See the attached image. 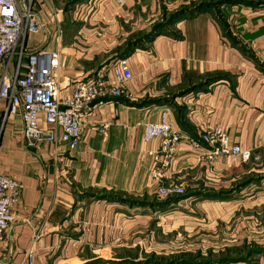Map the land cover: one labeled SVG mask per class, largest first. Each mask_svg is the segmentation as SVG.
<instances>
[{
	"label": "crops",
	"instance_id": "crops-1",
	"mask_svg": "<svg viewBox=\"0 0 264 264\" xmlns=\"http://www.w3.org/2000/svg\"><path fill=\"white\" fill-rule=\"evenodd\" d=\"M32 3L45 29L26 47L60 52V98L118 59L127 60L131 79L122 97L90 104L74 150L24 149L19 117L7 122L0 175L16 178L22 194L0 264H24L28 250L34 264H163L159 250L173 251L174 225L204 234L202 249L215 260L196 262L264 264V0ZM160 23L163 31L145 39ZM165 111L188 139L225 131L251 152L249 161L198 163L183 140L154 181L159 142L144 143L143 126ZM160 184L185 195L160 208Z\"/></svg>",
	"mask_w": 264,
	"mask_h": 264
},
{
	"label": "built area",
	"instance_id": "built-area-1",
	"mask_svg": "<svg viewBox=\"0 0 264 264\" xmlns=\"http://www.w3.org/2000/svg\"><path fill=\"white\" fill-rule=\"evenodd\" d=\"M32 1L0 0V139L7 122L19 117L24 149L49 144L74 150L82 138V121L90 104L99 99L122 97L131 72L127 60L118 59L95 78L76 83L70 95L60 98L55 76L60 52L40 47L30 51L26 47L28 36L45 29V22L36 14ZM125 2L114 0L117 7H123ZM106 129L107 125H102L101 132L105 134ZM142 140L146 144L159 142L150 171L151 178L158 183L183 140L190 144L192 156L198 163L213 164L229 156L247 163L251 156L249 150L232 144L227 133L218 127L205 129L197 140L188 139L174 128L169 111L162 113L159 123L144 124ZM157 193L167 199L183 196L185 190L160 184ZM21 194L22 185L16 178L0 175V247H4ZM24 261V264H34L32 250L24 254Z\"/></svg>",
	"mask_w": 264,
	"mask_h": 264
},
{
	"label": "rangeland",
	"instance_id": "rangeland-1",
	"mask_svg": "<svg viewBox=\"0 0 264 264\" xmlns=\"http://www.w3.org/2000/svg\"><path fill=\"white\" fill-rule=\"evenodd\" d=\"M173 251H170V244H169V255H165L163 250L160 248L159 250V257L160 261L163 262V264H167V262L170 261H187V260H193L195 261V257H198L201 260L209 259V260H215L214 255H208L209 253H206L202 248V244L206 243V238L204 237V234H198L193 233L189 231H185L183 233L184 228L182 229L180 225H174L173 227ZM170 237V236H169ZM198 250L201 249L203 251L196 252L192 250ZM163 252V253H162ZM151 261L154 262L155 257L152 256ZM213 258V259H212Z\"/></svg>",
	"mask_w": 264,
	"mask_h": 264
},
{
	"label": "trees",
	"instance_id": "trees-1",
	"mask_svg": "<svg viewBox=\"0 0 264 264\" xmlns=\"http://www.w3.org/2000/svg\"><path fill=\"white\" fill-rule=\"evenodd\" d=\"M181 14V13H180ZM163 28H164V23H160V24H157L153 27L152 31L150 32V34H148L147 36H145L144 38L145 39H150L158 34H160L162 31H163ZM134 44V43H133ZM137 45V43H135V46ZM134 46V45H133ZM184 197L183 196H178V197H170V198H167L165 199L166 201L162 202V203H159L158 206L160 208H165L166 206H169L171 204H175L178 202V200H181L182 198ZM103 198H109L108 196H101V199ZM112 199H115V197H111ZM110 198V199H111ZM119 200L121 201V199L119 198ZM197 260H200L199 259V256L198 257H195V261L193 260H187V261H180L179 262H175L174 264H203V261L201 262H196Z\"/></svg>",
	"mask_w": 264,
	"mask_h": 264
}]
</instances>
